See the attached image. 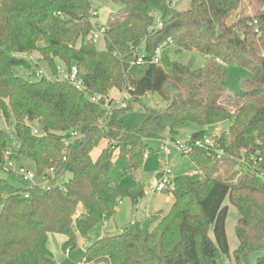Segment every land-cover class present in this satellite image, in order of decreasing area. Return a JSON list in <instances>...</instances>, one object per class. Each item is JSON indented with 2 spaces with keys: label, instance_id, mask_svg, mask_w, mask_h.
<instances>
[{
  "label": "trees",
  "instance_id": "obj_1",
  "mask_svg": "<svg viewBox=\"0 0 264 264\" xmlns=\"http://www.w3.org/2000/svg\"><path fill=\"white\" fill-rule=\"evenodd\" d=\"M107 2L119 9L103 24L105 49L99 50L93 0H0V116L13 117L19 155L31 159L37 173L55 167L67 179V191L27 187L3 167L9 146L0 124V169L8 173L0 176V264H57L50 234L64 235L71 250L78 232L86 235L113 217L122 199L138 204L146 195L140 181L126 189L122 180L136 177L152 150L149 139L176 141L192 122L201 127L193 141L226 121L228 137L223 133L214 147L185 153L204 177H178L166 187L174 197L166 215L97 239L84 250L83 262L228 264L226 259L238 263L263 250L256 264H264V0H190L187 10L171 0ZM246 2L254 13L230 22ZM141 45L148 67L135 79L129 68ZM172 45L203 52L205 65L172 59ZM160 46V63H154ZM35 51L50 63L54 78L32 81L14 72L17 65L30 67L21 55ZM57 60L69 72L77 67L83 88L59 77ZM227 64L252 71L237 92L226 87ZM115 92L128 94L122 105H113ZM150 93H159L165 108L142 103ZM95 95L101 99L92 100ZM139 104L141 122L125 127L124 115ZM231 206L239 211L233 254L226 229Z\"/></svg>",
  "mask_w": 264,
  "mask_h": 264
},
{
  "label": "rangeland",
  "instance_id": "obj_2",
  "mask_svg": "<svg viewBox=\"0 0 264 264\" xmlns=\"http://www.w3.org/2000/svg\"><path fill=\"white\" fill-rule=\"evenodd\" d=\"M96 12L98 13L95 21L101 24H105L111 14V12L118 10L119 5L108 3L107 0H93ZM172 3L179 10H187L190 7V0H171ZM243 11L232 13L229 21H233L236 17L240 15L252 14L254 13V7L244 3L242 7ZM96 46L99 50L105 49V43L102 38L96 40ZM170 56L172 59L178 60L183 63H192L194 68L203 67L206 63V56L203 52L194 50H182L177 51L176 47L172 45L170 47ZM145 46L141 45L139 48V56L145 55ZM25 57L30 62V67L25 65L14 66V72L22 77L29 78L32 81H38L42 77L54 78L53 69L50 63L46 60L41 59L37 51L31 52L29 55H21ZM58 75L59 77H64L69 73L66 65L57 60ZM148 65L144 63L134 62L130 68L129 73L132 78H141ZM227 79L225 81L226 87L232 91L237 92L242 89V82L246 77L252 75V71L244 66L237 64H227ZM128 97L126 92H115L111 94L113 105H122L124 100ZM142 103L155 107L158 109H163L166 106L165 101L159 95V93H150L141 99ZM143 118L142 105H137L133 110L127 112L123 117V122L125 127H133L141 122ZM0 124L5 130L8 137V148L12 154V160L15 162L16 166L23 165L29 170H34V164L31 159L25 158L19 155V139L15 134V123L13 117L9 120L5 119L2 115L0 116ZM230 127V122L226 121L218 126H209L206 130L208 136L214 135L216 133H226V137L229 136L228 131ZM201 127L196 123H186L183 125L177 136V142L186 144L189 142L192 134ZM219 129V130H218ZM151 147V151L148 153L143 166L138 170L136 177L131 174H126L122 180V185L126 189H132L136 186L138 181H140L146 188V195L139 201L138 204L134 203L129 198H124L119 203L117 211L114 216L103 220L95 227H93L88 234L82 235L78 232V245L67 250L65 248L66 237L62 234L52 233L49 236L48 246L53 252L57 264H105L103 262H83L84 250L94 241L100 239L104 236L119 234L125 232L129 226L135 222L144 224L146 221L150 220L155 216L161 217L166 215L174 202V197L171 193H166L169 189L165 191L158 192L151 190V187L155 180L158 179L159 175L163 170L171 169L170 174L171 179L174 181L178 177L188 176L193 179L203 178V174L197 170V167L189 155L173 149L172 153L169 155V163L165 164L163 161V155L160 152V147L162 145L161 139H149L147 141ZM116 163L124 168L123 163L120 159L115 156ZM9 162L8 158L3 159V163L7 164ZM6 168L5 166H3ZM0 176L8 177L7 171L0 169ZM16 177H18L16 175ZM68 177V176H67ZM16 185H20L19 180L11 179ZM5 202V196L0 194V210L3 208ZM161 210V211H160ZM239 217V211L235 206H231L228 219H227V236L230 244V251L233 252L237 249L239 245V240L235 232V226L237 219ZM156 223V222H155ZM155 225V224H153ZM263 253V250H255L251 252L246 259H242L238 263L232 259H226L225 262L228 264H256L257 258Z\"/></svg>",
  "mask_w": 264,
  "mask_h": 264
},
{
  "label": "built area",
  "instance_id": "obj_3",
  "mask_svg": "<svg viewBox=\"0 0 264 264\" xmlns=\"http://www.w3.org/2000/svg\"><path fill=\"white\" fill-rule=\"evenodd\" d=\"M95 14H98L95 12ZM105 29L103 24L97 23L96 29L93 34L94 41L104 38ZM162 53V46L158 47L156 50L155 55L152 58V61L154 63H160V57ZM145 59L144 56H139L137 58L136 63H144ZM68 80L74 83L78 88H83L82 81L78 78V69L76 66H73L71 68V71L64 76ZM101 99V96L95 95L92 97V100L97 101ZM106 101L109 100V98H105ZM219 130V129H218ZM32 131L34 134L39 135L40 131L38 127L33 126ZM223 133H216L214 135L208 136L207 134L200 139H196L193 141H189L186 144L179 143L177 141L172 140L171 138H165L162 140V145L160 147V152L163 155V161L166 165L169 163V155L172 153L173 149H177L179 151H182L183 153H187L193 150L194 147H202V146H215V142L218 138L221 137ZM74 135H77V132L74 133ZM8 158L9 162L7 164L4 163L6 169L11 170L15 175H17L21 181L25 184H27V187H35V188H41V189H51L53 186L58 185L61 187L62 190L67 191V187L65 185V181H67L64 176L58 174L55 167H51L47 169L44 173L39 174L35 170H29L25 166L20 165L16 166L15 162L12 160V154L10 153V150L5 151L4 153V159ZM172 173L171 169H166L161 172L158 179L155 180L153 183L151 190L162 192L166 187L173 188L174 182L170 177V174Z\"/></svg>",
  "mask_w": 264,
  "mask_h": 264
},
{
  "label": "crops",
  "instance_id": "obj_4",
  "mask_svg": "<svg viewBox=\"0 0 264 264\" xmlns=\"http://www.w3.org/2000/svg\"><path fill=\"white\" fill-rule=\"evenodd\" d=\"M161 211V210H160Z\"/></svg>",
  "mask_w": 264,
  "mask_h": 264
}]
</instances>
